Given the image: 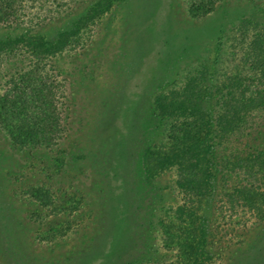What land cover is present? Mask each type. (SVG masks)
<instances>
[{
  "label": "rangeland",
  "instance_id": "374dc122",
  "mask_svg": "<svg viewBox=\"0 0 264 264\" xmlns=\"http://www.w3.org/2000/svg\"><path fill=\"white\" fill-rule=\"evenodd\" d=\"M43 1L46 10L64 2L62 12L36 27L40 13L25 1L22 14L36 28L0 25V106L11 94L3 105L18 109V89L30 97L35 70L51 82L65 131L53 144L15 141L5 125L28 128L24 116L6 122L0 113V264H264V159L237 167L238 156L264 148V108L243 131L220 134L209 152L215 197L196 216L180 215L195 196L177 166L148 174L142 165L154 143L164 151L177 142L165 130L170 121L178 129L188 120L156 119L157 95L171 91L161 101L178 102L193 79L213 126L228 114L216 98L225 84L235 88L232 74L247 78L246 95L264 93V63L252 68L264 53V0H212L214 10L199 18L190 4L209 0ZM203 121L188 144L203 137ZM206 211L204 251L188 255V224L196 218L199 228Z\"/></svg>",
  "mask_w": 264,
  "mask_h": 264
},
{
  "label": "trees",
  "instance_id": "16d2710c",
  "mask_svg": "<svg viewBox=\"0 0 264 264\" xmlns=\"http://www.w3.org/2000/svg\"><path fill=\"white\" fill-rule=\"evenodd\" d=\"M25 1L26 3L34 2L38 14L40 13L37 18L38 21L36 22V27L43 25L47 20L55 18L57 14L62 12L64 7V2L58 3L53 10H46V8H44L45 4L43 0H0V25L9 27L14 25H27L26 27L34 28L35 25L30 24L32 23V19L29 17L27 18V16L25 17V15L22 14V9L25 7ZM190 5L192 6L188 8V12L196 18L207 15L214 10V1L212 2V0H209L205 8L203 6L200 8V6L196 4ZM46 11H55L56 14H51ZM43 12L46 14H43ZM246 22V18H242L239 21V24L245 25ZM2 44H5V42H2ZM260 44H263L264 46V40H260ZM250 56L249 53L246 58H249ZM252 63H254L252 68H255L256 65L262 67V64L264 63V53L256 60H253ZM23 73L24 72H20V75H24ZM31 74H33L34 77L39 78V81L31 82L30 85H27L26 92L30 93V97L25 96V93L23 96L20 94L25 92L24 89H18V91H15L16 93L18 92L17 94L19 96L17 101L18 109L9 110L7 107L5 108V105L3 104L7 101L9 102L11 94H3L2 104L0 106V113H3L2 121L8 122L12 119L19 120L18 115H23L28 128L23 127L19 123L17 126H14V124H10L11 126L5 125L6 131L11 138L17 141L20 135H25V137L34 136L42 141V143L53 144L65 131L62 112L60 109L52 107L51 97L53 98L54 96V89L52 88V85H50L51 82L49 78H43L42 76L36 75L35 70H31ZM191 78L192 76H188L187 79ZM225 78H227V74H225ZM229 78L234 80L235 88L233 89L225 84L226 87L221 88L224 89L225 94H223L220 89L217 91L216 98V102L220 106V112L226 111L228 114L221 113L213 126L212 121H210V118L208 117H211L213 113L210 114L205 108V100L208 96L191 83L193 79L190 80V83L188 84V93H185L178 102L161 101L167 98V96H170L169 94H171V91L157 95L154 100V106L156 109L154 117L156 116V119L157 117L160 119L167 118V116L169 118H178L181 116L188 119L187 122L185 121V123H182L184 126L179 127L178 129H176L170 121L169 126L166 127L165 130L169 133V139H176L177 142L164 151H158L155 147L157 143H154L145 150L142 159L145 173L149 174L153 167H159L160 171H163L169 167L177 166L178 175L180 177L179 182L192 185L193 190L191 195H194L195 199L191 198L182 205L186 207L190 204L189 202H191L192 209H183L181 207L183 210L179 209L180 215L185 213L190 217L196 216V208L200 202H203L205 206L210 207L212 205L215 197V187H217L218 176L215 175L217 170L216 164L213 165L211 160L213 159L214 154H210L209 152H211L213 148L221 145L222 139L220 134L231 135L235 131H243V129L250 123L251 114L255 110H261L264 108V93L262 88L258 90L255 89L253 92L246 95L245 93L248 91V87H250V84H247V78H244L240 71L232 74ZM236 93L238 97L235 95ZM202 121L204 123L203 130H205V132L202 133L203 137L201 140H198V143L196 144H188L186 142L187 140H194L195 135L200 133V124ZM215 126L218 128H215ZM241 158H243L244 163L237 167H242L246 162H251L252 167L255 162L264 159V148H261V150H253L247 153L245 157L238 156L239 161ZM225 162H228V160L225 159ZM115 166L120 167L121 163H118V165L116 164ZM247 174L252 176L248 170ZM254 191L255 188L252 190H246V192H249L250 194H253ZM117 197V190L110 194L112 200L116 201ZM207 213L208 211L204 212L202 217L203 224H201L199 228L195 225L196 218H193L188 224L189 230L187 231L185 238L182 240V243H187L184 251L188 255H191L192 251L202 255V251H204L200 248L201 245L199 242L201 240L200 237L206 236L207 234V224L210 217V214ZM164 234L166 237L170 235L168 230H166ZM177 237L180 238L179 236Z\"/></svg>",
  "mask_w": 264,
  "mask_h": 264
}]
</instances>
